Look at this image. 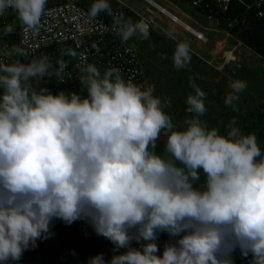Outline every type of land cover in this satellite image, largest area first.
Listing matches in <instances>:
<instances>
[{
    "label": "clouds",
    "instance_id": "clouds-1",
    "mask_svg": "<svg viewBox=\"0 0 264 264\" xmlns=\"http://www.w3.org/2000/svg\"><path fill=\"white\" fill-rule=\"evenodd\" d=\"M46 3L0 0V15L14 9L26 30L38 31ZM101 12L113 17L122 41L150 38L147 23L114 13L107 0H95L87 15L95 20ZM14 29L8 24L4 31ZM13 53L29 55L17 46L5 55ZM190 53L189 42H178L174 67L187 68ZM58 64L50 72L47 55L27 65L0 63V262L18 261L59 219L86 220L114 252L128 249L109 264H233L237 248L252 254L251 264H264V156L255 133L232 127L222 136L209 129L200 119L206 93L194 81L186 100L194 115L183 130L164 111L170 100L125 80L117 67L101 74L89 64L80 78L83 98L33 87L36 78L59 76L66 62ZM229 87L225 104L236 110L246 82ZM162 131L166 156L154 151ZM201 172L205 182L194 187ZM160 232L180 237L165 245L162 257L154 242L142 252L130 247L133 240L155 241ZM88 264H105L103 255Z\"/></svg>",
    "mask_w": 264,
    "mask_h": 264
},
{
    "label": "built area",
    "instance_id": "built-area-1",
    "mask_svg": "<svg viewBox=\"0 0 264 264\" xmlns=\"http://www.w3.org/2000/svg\"><path fill=\"white\" fill-rule=\"evenodd\" d=\"M228 0H190L189 6L200 11L205 19L216 28H220V21L214 14L215 8L226 9ZM245 5L246 11H254L256 19L264 18V0H248ZM160 11H164L160 9ZM120 11H114L119 13ZM163 13V12H162ZM88 11L79 5V0H58L56 4L48 6L41 17L38 31L26 30L14 9H7L0 15V63L11 65L20 60L27 65L33 59L47 55L51 61L50 72L59 68L58 61L66 62V67L59 76H44L33 81L40 83L42 89L52 90L59 87V92L80 84V78L85 75L84 69L89 64H94L98 70L103 72L110 67H117L125 80L132 78V82L141 86L142 90H148L149 86L145 80V74L139 57L137 47L129 39L122 41L121 37L112 30L113 23L103 18H88ZM171 20L179 22L176 17L170 16ZM249 15L242 18H233L227 23V30L236 27H248ZM149 25L151 29L152 19H140ZM14 24L12 34L5 33V27ZM193 32L191 29L189 30ZM196 39L206 43V37L202 33L193 32ZM17 46L26 50L29 55L20 57L11 52L12 47ZM70 49L74 56L63 54ZM62 80V81H61ZM2 92V89H0ZM58 92V93H59Z\"/></svg>",
    "mask_w": 264,
    "mask_h": 264
},
{
    "label": "trees",
    "instance_id": "trees-1",
    "mask_svg": "<svg viewBox=\"0 0 264 264\" xmlns=\"http://www.w3.org/2000/svg\"><path fill=\"white\" fill-rule=\"evenodd\" d=\"M182 1L189 3L190 0H182ZM207 1L210 2L213 0H207ZM247 2L248 0H228V2L226 3V9H222V7L215 8L214 14L216 17H218L220 21L221 30L227 31L231 35L235 36L239 40V42H241L243 46L247 47L250 51L257 54L264 60V18L256 19L253 16L254 11H251V10L246 11L244 4H246ZM195 12L201 13L200 11H197V10H195ZM247 14L249 15V18L247 19L248 25H249L248 27L246 28L236 27L232 30H227L226 26L229 20H232L233 18L246 17ZM131 18L133 19L132 16ZM149 39L155 40V41H162L161 38H159V36L154 33H151V36ZM138 40H139L138 37L134 39L135 42H137ZM142 43H143L142 45L143 47V46H146L147 42L144 41ZM175 47H176V44L173 43L172 41H165L163 42V44L158 46V51L159 53L160 51H166L167 53H169V56L172 58ZM151 53L153 52L151 51ZM197 63H200V61H198L195 58V56L191 55V63L188 65L187 68L181 69L180 71H183V70H186L187 72L198 71L199 68L195 70ZM230 65L233 66L232 72H236L235 79L241 81L243 76L241 77L239 73L240 69H238L236 67V64L234 63ZM208 70H211L212 71L211 75H214L215 77L219 74L217 71L213 73V68L210 69V67H206V71ZM249 73L252 75V71H249ZM203 74H206V73L203 72L198 75V78L196 79L197 81L196 83L202 84V89L201 88L200 89L203 90V92L205 90L207 92L208 89L210 90L212 89L209 85H206V84L208 83L213 84L215 88L212 91L213 92L212 95H214V98L213 97L212 98L214 99V101H215V98L216 100L220 98V102L222 103L221 105L222 108H216L217 113L214 119L212 117L210 118L211 124L213 126L212 128L214 127L218 128L219 134L222 136H226L228 131L232 127L238 128L245 135L249 133H255L257 136L258 146L261 149L262 156H264V102L257 103L255 105L252 104L251 106L245 105V102H242V108H240L241 98L239 97V100L234 102L236 110H233V108L229 109L228 108L229 106L225 104V96L223 95V93L225 92L224 89L227 88L226 86L229 83H226L225 85L224 78H221L216 83H214L213 79L212 80L207 79V78H205L204 80L200 79L199 76H203ZM229 74H230V71H229ZM250 77L247 78L249 83L251 81ZM182 81L183 80H182L181 75L175 80H170L169 82L170 91H168V93L171 92L174 95L173 97H175L178 94L177 88L180 86L179 84H182ZM185 82L190 83L188 80H186ZM152 83L154 84V86H157L159 84L157 80H152ZM32 84H33V87L35 88L38 87L37 90L42 88L40 83H38L37 81H32ZM223 87H226V88H223ZM48 91L52 95H56L59 92V87H55V89L48 90ZM191 92L192 91H189L188 94H185V92H182L183 94H185V97L184 96L183 97L186 98L187 100V97L191 95ZM65 93L66 94L67 93H77V94H80L83 98L87 96V89L81 84H76V85L66 88ZM177 103H178L177 106H180L182 110L181 116L186 115V114H191L187 110L189 106L187 105L186 101L184 102L183 105H181L179 102ZM225 107H227L226 108L227 110H225ZM233 121H235V124L232 123ZM160 144H161L160 141H157L156 146L157 145L159 146ZM200 176H201V179L199 181L194 182V185H193L194 187L199 188L205 182L206 177L204 176L202 172L200 173ZM50 232H51V235L47 239L37 240L36 246L34 248L30 246L28 250H25L22 253L21 258L18 261H13L9 259L7 262H0V264H88V263L75 262L74 260L76 259L75 253H76V248L78 244V236L76 234L77 232L81 233L82 235L87 234L88 236L99 237L95 233L90 223H88L86 220H77L73 222L72 224L68 225V224H65L62 220L54 219L50 225ZM162 233L167 234L165 232H162ZM160 234L161 233H159L158 235ZM179 238L180 237H170L167 234L166 240L161 241L162 243L158 248H160L162 245L164 248L166 244H175ZM99 241H103L107 243L108 245L111 243L107 238L99 239ZM143 244H141V246ZM141 246L135 249L142 252ZM163 251L158 249L156 253L157 254L161 253L160 257H162ZM99 254L103 255L105 264H109L111 258L114 255H122L124 254V252L122 251L114 252L113 250L108 249L107 251L99 253ZM231 258L233 260V264H251L252 254L249 253L247 257L242 256L239 248H237L231 254Z\"/></svg>",
    "mask_w": 264,
    "mask_h": 264
},
{
    "label": "crops",
    "instance_id": "crops-1",
    "mask_svg": "<svg viewBox=\"0 0 264 264\" xmlns=\"http://www.w3.org/2000/svg\"><path fill=\"white\" fill-rule=\"evenodd\" d=\"M140 1L143 2V11L144 13H146L144 16H142L141 12L136 10L132 4H126L120 0H107L113 12L114 11L122 12L126 19L130 18L134 23L139 21L140 19H146L147 17H151L152 25H151V29L149 30L150 36L151 33L157 34L162 41L139 39L137 42H135L134 39L136 37H134V39L133 37L130 38L132 44L137 47L140 60H141V54L145 58H148L150 56L151 51L150 52L146 51V49L148 50L150 47L151 48L158 47V45L163 44V42L165 41H172L175 44H177L178 42L187 41L189 42L191 48L190 54L195 56V58L198 61H200V63H197L195 67V70L198 68L199 70L195 72H187L186 70L180 71L181 69L179 70L176 69L178 74L174 79L178 78L181 75L183 81L188 80L189 82L194 81L196 83V79L198 78V75L200 73L205 72L206 74H203V76H199L200 79L203 80L205 78L211 80L213 79L214 83H216L221 78H225V76L221 77V75H219V77L221 78L218 81H216L217 80L216 77L214 75H211L212 71L211 70L206 71V67H210V69L213 68V73H214L216 72V70H218L217 69V65H219L218 62L220 60H224L226 62L227 60H230L229 58H231V56L237 57L243 63H246L249 68H251L252 63H256V65H254L252 69L256 71L257 67H260V71L264 72V62L260 61L261 58L260 56L250 51L247 47L243 46L241 42H239V40L235 36L231 35L229 32L221 30V28L214 27L212 23L208 22L201 13L196 12L195 13L196 15H191L189 13H186L185 11H179V9L176 8H174L172 11H169L167 5L157 4L153 0H140ZM57 2L58 0H47L45 8L53 4H56ZM94 2L95 0H79V5L89 12ZM133 2L136 3L135 0H133ZM160 9L164 10L165 13H162ZM130 15L133 17V19L131 18ZM170 16L176 17L180 22H182V24L191 28L193 32L202 33L204 37H206V43H202L201 41L196 39L193 32L185 29L179 22L171 20ZM96 18H103L107 22L113 23V17L109 16L107 12H101ZM170 33L171 36L169 35ZM144 41H146L147 43L146 46L142 47L143 45L142 42ZM231 42H233V44L230 45L229 43ZM160 53L162 56L164 55L167 57L169 56V53H167L166 51H160ZM141 63L144 70V66L147 67V64L143 63L142 61ZM249 63L251 65H249ZM230 64H233V62ZM230 64L228 66H225V68H223V71L221 72L222 74L229 75V71L232 74L233 66ZM236 66L238 67V65ZM244 71L240 72L241 77L243 76L241 81L246 82V88L248 89L249 82L247 78L250 77L248 76L250 73L248 72L249 69ZM262 77L264 78V74L262 75ZM187 83H184L182 86L184 87L185 84ZM228 83H230V81H228ZM147 85L150 88L151 83L148 82ZM179 85H180L179 87H182L181 84ZM196 85L199 86V88L202 87V84L196 83ZM207 85H209L210 87L212 86V88L213 87L215 88L213 84L208 83ZM227 91L229 92V89ZM231 91L232 90H230V92Z\"/></svg>",
    "mask_w": 264,
    "mask_h": 264
},
{
    "label": "rangeland",
    "instance_id": "rangeland-1",
    "mask_svg": "<svg viewBox=\"0 0 264 264\" xmlns=\"http://www.w3.org/2000/svg\"><path fill=\"white\" fill-rule=\"evenodd\" d=\"M126 4H132L134 6V8L138 11L141 12L142 16H144L146 13H144L143 11V2H141L140 0H135L136 3L133 2V0H120ZM154 2H156L157 4H161V5H167L168 10L172 11L174 8L179 9V11H185L186 13H189L191 15H196L195 10H193L189 4L185 1L182 0H153ZM150 8V7H149ZM188 15V14H187ZM230 45L233 44V42L229 43ZM159 46V45H158ZM166 46V45H165ZM150 47V46H149ZM147 52L152 51L153 53L150 54V56L148 58H145L142 54H141V61L145 64H147V67L144 66V72H145V80L151 83L150 88L152 89V94L155 97H158L163 101L165 100H170L171 101V106H165L164 107V111L166 114H168L171 119L173 124L176 125L178 130H183L186 125H185V120H189L192 118V116L194 115L193 113L191 114H186V115H182L181 116V108L180 106H177V102H179L181 105L184 104V102L186 101L185 94H188L189 91H192L194 94V89L191 87L190 83L185 84V86L183 87L182 85L184 83H186L185 81H182L181 86L182 87H178L177 88V92L178 94L173 97L174 95L168 91H170V80H175L174 78L176 77V75L178 74L176 71V68L173 65V59L170 56H162L159 51H158V47H154V48H149L148 50L146 49ZM155 52V53H154ZM156 55V56H155ZM230 60H227L226 62L224 60H220L218 63L219 65H217V69L216 70L219 74L216 76V81H218L222 76H225L224 78V82L225 85L226 83H228V81H230V83L235 81V77H236V72H230L229 75L227 74H222L221 72L223 71V68H225V66H228L230 63H234L236 65H238V69H240V72H243L244 70H248L251 71L252 67L254 65H256V63H252V65L249 63V65H251V68H249L247 66L246 63H243L241 60H239L237 57L235 56H231V58H229ZM239 60V62H238ZM260 61L264 60L262 58H260ZM240 63V64H238ZM243 71H242V70ZM248 71V72H249ZM239 72V73H240ZM246 72V71H244ZM241 74V73H240ZM264 74L263 71H260V67H257L256 71H254V69H252V75H248L251 76L250 79V83L248 84V89L245 88L241 93H239V97L241 98V105L240 108H242V102H245V105L251 106L252 104H257V103H263L264 102V78L262 77V75ZM219 75H221V77H219ZM152 80H157L159 82V84L157 86H154V84L152 83ZM199 80V79H198ZM192 82V81H191ZM197 82V81H196ZM178 83V82H176ZM229 84H227V88L224 89V93L223 95L226 97L229 92L227 91L229 89V91L231 90V88H229ZM207 85V84H206ZM199 87V86H198ZM205 87V86H204ZM202 89V87H200ZM212 88V86H211ZM38 89V87H37ZM42 89V88H41ZM214 87L210 90L208 89L207 92L204 88V93H206V98L204 103H205V107H206V112L205 114L200 117L201 120L205 121L208 124V128L211 129L213 126L211 124V117L214 119L215 115H216V108H222L221 105L222 103L220 102V98H218L214 101V95H212V91H213ZM182 92H185V94H183ZM191 92V95H193ZM182 96V97H181ZM184 96V97H183ZM213 97V98H212ZM220 102V103H219ZM219 105V106H218ZM227 107H225V110ZM229 109H231L232 107H228ZM168 133L166 131H162L160 134V145L156 146L154 151L156 154L160 155H167L163 152L164 150V146L166 143V138H167ZM158 148V149H157ZM160 150V151H159ZM164 153V154H163ZM161 234L158 235L157 234V239L155 241H143L140 240L139 242H137L136 240L131 241L130 243V247L131 248H139L141 246V244L145 243H150V242H154L157 245V248L161 245V241H165L167 238V234H164L162 232H160ZM78 236V244H77V248H76V259L74 260L75 262H81V263H88L89 259L96 256L99 253L105 252L108 249L113 250L115 248V245L111 242L109 245L103 241H99V239H105L102 236H88L87 234L82 235L81 233L77 232L76 233ZM112 247V248H110ZM159 250L163 251V245L158 248ZM128 249L126 248H120L117 251H122L124 253H126ZM156 255L158 257H160L161 253Z\"/></svg>",
    "mask_w": 264,
    "mask_h": 264
},
{
    "label": "bare ground",
    "instance_id": "bare-ground-1",
    "mask_svg": "<svg viewBox=\"0 0 264 264\" xmlns=\"http://www.w3.org/2000/svg\"><path fill=\"white\" fill-rule=\"evenodd\" d=\"M185 27H186V25H184ZM185 29H187V27L185 28ZM191 29V28H190ZM190 29H187V30H190ZM192 30V29H191ZM193 31V30H192Z\"/></svg>",
    "mask_w": 264,
    "mask_h": 264
},
{
    "label": "water",
    "instance_id": "water-1",
    "mask_svg": "<svg viewBox=\"0 0 264 264\" xmlns=\"http://www.w3.org/2000/svg\"><path fill=\"white\" fill-rule=\"evenodd\" d=\"M163 13H165L164 11H162Z\"/></svg>",
    "mask_w": 264,
    "mask_h": 264
}]
</instances>
